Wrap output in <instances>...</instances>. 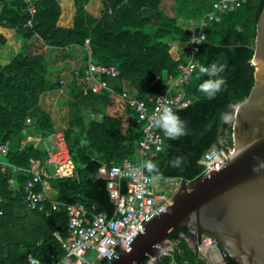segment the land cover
<instances>
[{
    "label": "trees",
    "instance_id": "trees-1",
    "mask_svg": "<svg viewBox=\"0 0 264 264\" xmlns=\"http://www.w3.org/2000/svg\"><path fill=\"white\" fill-rule=\"evenodd\" d=\"M214 2L38 0L32 16L24 0H0V26L15 32L11 39L0 33V145L10 144L8 155L0 153V163L23 170L30 167L32 160L45 163L48 155L37 138L45 139L62 131L77 175L51 179V187L58 191L57 200L62 204L81 203L89 209L94 206L98 213L112 216L115 206L107 182L98 178L99 169L103 163L113 165L125 158L138 161L144 129L120 95L129 92L148 102L150 97L164 93L170 77L179 74L180 62L171 54L172 45L183 51L189 37V22L209 13ZM263 10L264 0H247L224 14L219 22L209 24L198 67L186 87V96L192 103L175 111L186 122L188 133L172 140L161 131L164 150L144 159L156 166L153 173H148L150 176L158 174L162 179L195 182L204 171L199 160L219 145V138H227L224 145L233 147V126L222 121L227 110L247 100L254 87L255 68L251 60ZM67 17L71 18L68 24ZM36 39L46 49L63 52L66 48L83 49L89 40L92 61L115 66L119 71L115 78H104L112 91L101 94L86 89L74 72L66 84L71 100L64 129L56 126L50 112L40 105L45 94L62 90L65 85L61 79H51L50 58L43 53H29ZM213 63L224 66L220 75L226 85L209 100L198 91L207 77H197L200 67ZM84 71V67L77 70L80 77ZM29 118L30 126L26 124ZM126 123L129 125L123 130ZM177 157L181 162L174 167L171 162ZM1 168L0 165V264H29L30 255L42 264H49L52 256L62 261L66 253L55 234L67 236L65 207L53 211L47 205L49 216L29 209L24 202L28 173L14 172L11 167L4 173ZM10 179L14 180L15 189L11 188ZM168 238L177 245L175 250L154 264L184 260L189 264H206L190 245V228L175 229ZM69 259L75 264L74 258ZM226 259L227 264H239L229 256ZM140 264H149V258Z\"/></svg>",
    "mask_w": 264,
    "mask_h": 264
},
{
    "label": "built area",
    "instance_id": "built-area-1",
    "mask_svg": "<svg viewBox=\"0 0 264 264\" xmlns=\"http://www.w3.org/2000/svg\"><path fill=\"white\" fill-rule=\"evenodd\" d=\"M24 1L29 5V14L33 16L36 12L34 3L38 0ZM246 1L215 0L209 13L198 21L189 22V37L183 51L172 46L171 53L174 52L172 56L180 62L179 74L176 77H170L168 89L164 93L150 97L148 102L138 100L129 92L120 95V98L133 109L138 121L144 124V129L143 137L139 143L140 159L138 161L125 158L113 165L103 163L99 169L98 178L107 182V191L115 206L112 216L98 213L94 206L89 209L81 203L62 204L54 197L49 196L51 179H69L77 175L62 131H57L50 136L53 143L38 139L43 142L48 155L45 163L40 160H32L30 167L25 170L7 163H0L4 173L9 167L14 172L23 170L28 173L29 179L24 185V202L29 209L44 212L49 216L50 210L47 209V205L53 211H58L62 206L65 207L68 216L67 236L63 238L59 233H56L55 237L60 242L66 256L75 259V264H96L95 262L102 260L110 264L121 249L126 250L129 247L137 235V231L142 233L141 228L148 221L172 204V198L180 190L183 181L187 184L192 183L183 179H168L172 187L169 192L161 193L154 188V183L156 180L164 179L152 180L148 172L143 169L142 164L145 158L154 157L164 150L162 130L155 124L156 116L165 107L175 113L176 110L191 105V99L186 96V87L198 67V55L207 40V27L213 22H219L224 14L237 9ZM31 24L32 21H29L28 25ZM84 49L87 52L84 75L80 77L77 71H75V75L86 89L95 94H101L103 91L111 92L112 90L104 78L117 77L118 69L115 66L95 64L91 59L89 40L86 41ZM66 50L69 51L70 48H66ZM61 83L64 84V81ZM26 124L30 126L32 120L27 119ZM9 152V142L0 145V153L6 156ZM199 164L204 167L201 174L203 177L211 170L224 168L227 165V157L221 147L215 145L203 155ZM136 168H140L141 172L133 177L131 172ZM174 180L175 185L173 184ZM9 183L11 188H16L13 179H10ZM208 246L217 248L216 242L208 236H203L202 245L198 247L199 256L203 260H206L210 253L207 251L202 253L201 250ZM169 255L171 252L166 251L164 256ZM92 256L95 257V262L89 260ZM157 259L159 258L150 256L149 264H154ZM60 262L52 256L49 264H60ZM40 264L42 263L40 262ZM171 264H189V262L187 260L180 263L172 261Z\"/></svg>",
    "mask_w": 264,
    "mask_h": 264
},
{
    "label": "water",
    "instance_id": "water-1",
    "mask_svg": "<svg viewBox=\"0 0 264 264\" xmlns=\"http://www.w3.org/2000/svg\"><path fill=\"white\" fill-rule=\"evenodd\" d=\"M251 64L255 84L249 97L230 107L222 121L233 120V147L219 138L227 165L190 184L183 181L172 204L148 221L142 233L137 231L129 247L110 264L163 257L177 246L169 234L182 227L191 229V247L198 259V247L208 236L216 242L224 264L227 256L239 264H264V10Z\"/></svg>",
    "mask_w": 264,
    "mask_h": 264
},
{
    "label": "rangeland",
    "instance_id": "rangeland-1",
    "mask_svg": "<svg viewBox=\"0 0 264 264\" xmlns=\"http://www.w3.org/2000/svg\"><path fill=\"white\" fill-rule=\"evenodd\" d=\"M167 12H171L169 8H167ZM2 32L3 30L0 29V33ZM82 50L83 51H78L77 55L74 54V52L72 53L71 50L63 52L54 49H46L39 39H36L33 42V45L29 48V53H43L47 56V58H50L49 65L52 69L50 77L53 81H56L57 79L64 81L65 87L62 90L45 94L41 99L40 104L42 109L47 110L52 114L56 126L63 129L67 126L68 102L71 100V96L67 91L66 84L71 81L75 71L85 66V57L87 52L84 48ZM172 53L174 54V52ZM89 117L90 116H86V119H89ZM229 124L233 126V120H231ZM125 129L126 127L123 128V130ZM223 141V143L227 142V138ZM171 187L172 186L168 179H164L162 181L156 180L154 183V188H156V190L161 193L169 192ZM190 245H193L192 240L190 241ZM89 260L95 262V257L92 256ZM207 260H209V257ZM95 263L97 264L98 261Z\"/></svg>",
    "mask_w": 264,
    "mask_h": 264
},
{
    "label": "clouds",
    "instance_id": "clouds-1",
    "mask_svg": "<svg viewBox=\"0 0 264 264\" xmlns=\"http://www.w3.org/2000/svg\"><path fill=\"white\" fill-rule=\"evenodd\" d=\"M224 71V66L213 63L207 67L199 68V76H206L205 79L198 87V91L202 93L207 99H214L215 96L221 92L222 88L226 85L225 79L220 75ZM155 124L160 128L164 135L169 139L176 140L180 137L187 135L188 128L185 121H183L177 114L173 113L171 109L165 107L159 111L156 116ZM181 158L177 157L171 163L174 167L179 166ZM142 167L148 173H153L156 166L151 161H143ZM141 172L140 168L133 169L131 175L135 177ZM152 180L159 179L158 174L150 177ZM29 264H40V262L33 257H29ZM60 264H71V260L66 256L62 259Z\"/></svg>",
    "mask_w": 264,
    "mask_h": 264
},
{
    "label": "crops",
    "instance_id": "crops-1",
    "mask_svg": "<svg viewBox=\"0 0 264 264\" xmlns=\"http://www.w3.org/2000/svg\"><path fill=\"white\" fill-rule=\"evenodd\" d=\"M166 3V2H165ZM70 21H71V18L69 17H67V20H66V22H67V24L68 23H70ZM0 29L1 30H3V32L1 33V34H3L6 38H8V39H10V38H13V36H14V34H15V32H14V30H12V29H7V28H3V27H1L0 26ZM7 34H9V35H7ZM11 34V35H10ZM172 46H176V44H173ZM72 51V53L74 52V54H77L78 55V51H83L82 50V48H80V49H73V50H71ZM172 54V53H171ZM86 58V57H85ZM51 114V113H50ZM51 116H52V114H51ZM52 118H53V116H52ZM53 120H54V118H53ZM128 123H126V125L124 126V127H128ZM63 129V128H62ZM37 139H41L40 137H38ZM41 140H45L46 142H48V143H53V139L49 136V137H47V138H45V139H41ZM49 196L50 197H54L55 199H57V196H58V191L56 190V189H54L53 187H51V190L49 191ZM214 253H211V259L209 258V260H203V259H201V258H199V259H201V260H203V261H205L206 262V264H213L212 262H215V263H217V264H224L223 263V260H222V257L219 255V254H215V251H216V249H214V250H212ZM171 253L173 252V251H170ZM212 260V261H211Z\"/></svg>",
    "mask_w": 264,
    "mask_h": 264
},
{
    "label": "bare ground",
    "instance_id": "bare-ground-1",
    "mask_svg": "<svg viewBox=\"0 0 264 264\" xmlns=\"http://www.w3.org/2000/svg\"><path fill=\"white\" fill-rule=\"evenodd\" d=\"M214 249H216V251H215V254H218V251H217V248H211V247H205V248H203L202 250H201V252L202 253H205L206 251L208 252V253H214L212 250H214Z\"/></svg>",
    "mask_w": 264,
    "mask_h": 264
}]
</instances>
